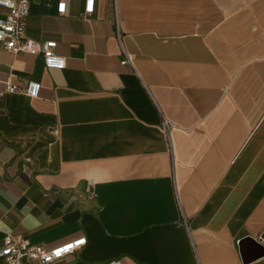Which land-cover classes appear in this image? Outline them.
Returning <instances> with one entry per match:
<instances>
[{"label": "crops", "instance_id": "crops-1", "mask_svg": "<svg viewBox=\"0 0 264 264\" xmlns=\"http://www.w3.org/2000/svg\"><path fill=\"white\" fill-rule=\"evenodd\" d=\"M82 12L30 0L26 36L64 69L0 44V249L85 237L56 264H264L240 251L264 247V0ZM29 82L37 98L7 90Z\"/></svg>", "mask_w": 264, "mask_h": 264}, {"label": "built area", "instance_id": "built-area-1", "mask_svg": "<svg viewBox=\"0 0 264 264\" xmlns=\"http://www.w3.org/2000/svg\"><path fill=\"white\" fill-rule=\"evenodd\" d=\"M56 13L64 15L68 0H55ZM30 0H0V6L7 10V14L0 17V44L12 53H27L40 55L47 69H64L65 59L59 56L55 41L36 42L26 36V18L29 13ZM96 0H83V17L88 18L95 10ZM119 35V34H117ZM119 37V36H118ZM126 61L131 64L127 57ZM40 84L29 82L24 89L9 85L8 92H23L29 98H37ZM164 126L167 123L164 121ZM86 244V238L81 237L68 241L56 247L46 249L39 245H32L28 240L14 233H5L0 249V259L3 264H56L65 257L78 251Z\"/></svg>", "mask_w": 264, "mask_h": 264}, {"label": "water", "instance_id": "water-1", "mask_svg": "<svg viewBox=\"0 0 264 264\" xmlns=\"http://www.w3.org/2000/svg\"><path fill=\"white\" fill-rule=\"evenodd\" d=\"M240 251L244 262H248L264 255V247L258 245L249 238L240 242Z\"/></svg>", "mask_w": 264, "mask_h": 264}]
</instances>
